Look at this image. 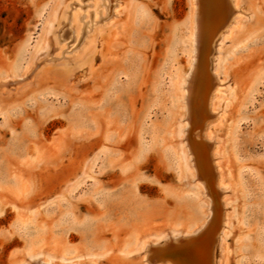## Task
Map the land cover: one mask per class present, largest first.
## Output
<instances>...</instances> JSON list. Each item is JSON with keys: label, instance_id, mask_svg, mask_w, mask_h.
<instances>
[{"label": "rangeland", "instance_id": "rangeland-1", "mask_svg": "<svg viewBox=\"0 0 264 264\" xmlns=\"http://www.w3.org/2000/svg\"><path fill=\"white\" fill-rule=\"evenodd\" d=\"M65 1L0 0V264H162L143 245L202 252L219 206L217 264H264V0H234L203 137L183 119L192 0H108L93 43L48 60Z\"/></svg>", "mask_w": 264, "mask_h": 264}, {"label": "bare ground", "instance_id": "bare-ground-1", "mask_svg": "<svg viewBox=\"0 0 264 264\" xmlns=\"http://www.w3.org/2000/svg\"><path fill=\"white\" fill-rule=\"evenodd\" d=\"M82 1H65L62 15L54 29L53 43L46 51L48 60L64 59L67 57L66 54L75 50L77 46L80 45L79 48H82L90 42L93 43L101 26L106 25L112 19L111 17L119 12L117 10L118 3L117 5L114 4L111 10L108 0H84L85 3ZM191 4L194 15L193 50L195 62L192 64L189 77L183 84V119L190 121L192 119L194 128H200V131L192 133V137L198 132L203 137L201 132L208 125L209 118L214 115L208 113L211 109V100L215 97L218 86L221 84L216 78L217 76L215 77L212 73L211 54L216 42L221 39L231 25L234 14L239 12V4L235 3L234 0H192ZM83 6L86 7L85 11L81 9ZM62 36L65 39H62ZM192 84L194 85L193 88ZM191 94L193 96L192 102H190ZM191 104L193 106L190 109ZM192 137L190 134V139ZM188 144L189 142H186L185 146L187 152L191 153L192 149L189 148ZM192 148H195L199 154V163L203 165V177L209 181L208 183L217 184L220 174L215 169L217 165L211 147H205L193 140ZM212 162L213 164H211ZM191 166L194 168L193 162ZM195 175L193 170V178ZM202 183L200 182V185L203 187ZM227 225L225 211L220 209V206L216 207L211 216L209 213L206 215L198 230L203 231L202 238L206 241V248L202 252L186 250L188 244L180 248L175 244L179 241L176 237L172 239L174 243H169L170 236L168 235L169 237L166 236L161 240L146 242L141 250V258L147 262H156L159 259L162 260V264H217V254L214 248L217 247V242L225 233ZM192 234L186 233L183 236L185 239H191L194 237Z\"/></svg>", "mask_w": 264, "mask_h": 264}]
</instances>
